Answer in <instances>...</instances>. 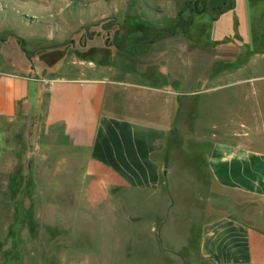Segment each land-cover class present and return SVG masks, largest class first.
<instances>
[{"label":"crops","instance_id":"obj_1","mask_svg":"<svg viewBox=\"0 0 264 264\" xmlns=\"http://www.w3.org/2000/svg\"><path fill=\"white\" fill-rule=\"evenodd\" d=\"M70 3L0 0V171L31 162V244L134 264L123 231L140 264H264V229L247 209L264 202V150L229 128L192 140L187 100L206 88L174 84L163 62L175 50L80 54L70 42L84 14Z\"/></svg>","mask_w":264,"mask_h":264},{"label":"rangeland","instance_id":"obj_2","mask_svg":"<svg viewBox=\"0 0 264 264\" xmlns=\"http://www.w3.org/2000/svg\"><path fill=\"white\" fill-rule=\"evenodd\" d=\"M71 1L68 10L84 14L70 42L72 47L85 48L80 54L96 45L108 52L124 48L125 54L150 48L174 49L175 56L163 62L172 65L174 84H184L187 89L206 88L187 100L191 101V115L196 113V126L200 128L192 140H212L216 138L212 132L218 134V130L229 128L246 131L252 145L264 150V0ZM118 56L117 66L124 55ZM137 80L140 85L136 84L135 89H145L142 84L148 81ZM215 122L219 123L217 128L206 127ZM1 126L12 128L6 122ZM203 130L209 134L202 136ZM200 150L205 156L207 145L200 144ZM30 164L8 162L0 171V264H90L91 257L81 254L74 245L31 244ZM72 190L73 187L71 196ZM263 203L247 209L257 212L255 222L264 229ZM121 234L122 257L124 249L134 264H140L139 247L131 244V250L126 246L127 236L123 231ZM160 251L158 247L148 248L147 259L155 262ZM164 251L172 256L170 249ZM124 257L120 264H125Z\"/></svg>","mask_w":264,"mask_h":264},{"label":"trees","instance_id":"obj_3","mask_svg":"<svg viewBox=\"0 0 264 264\" xmlns=\"http://www.w3.org/2000/svg\"><path fill=\"white\" fill-rule=\"evenodd\" d=\"M130 32H131V31H130ZM130 32L126 33V34H127V36H128V34H129ZM135 37H136V36H135Z\"/></svg>","mask_w":264,"mask_h":264}]
</instances>
